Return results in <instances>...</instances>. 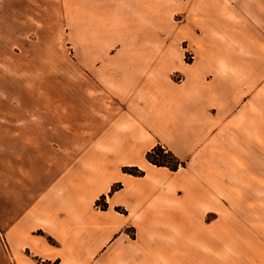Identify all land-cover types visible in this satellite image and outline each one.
<instances>
[{
	"label": "crops",
	"instance_id": "obj_1",
	"mask_svg": "<svg viewBox=\"0 0 264 264\" xmlns=\"http://www.w3.org/2000/svg\"><path fill=\"white\" fill-rule=\"evenodd\" d=\"M263 170L264 0H0V264H264Z\"/></svg>",
	"mask_w": 264,
	"mask_h": 264
},
{
	"label": "rangeland",
	"instance_id": "obj_2",
	"mask_svg": "<svg viewBox=\"0 0 264 264\" xmlns=\"http://www.w3.org/2000/svg\"><path fill=\"white\" fill-rule=\"evenodd\" d=\"M56 1V6L61 5L62 0H55ZM176 18L178 20H181L183 16L181 13L176 15ZM117 24L119 25V19L116 20ZM53 43L52 41H45V42H39L35 44V49L40 51V52H51L53 48V51L57 59H62V58H57L58 56L63 55L62 52L64 51H70L77 49L75 46V43L70 41V35H69V26H68V19H64L62 10L56 8V16H55V30H54V36H53ZM188 42L189 40L186 39L183 41V47L187 48L188 47ZM192 48V47H191ZM190 50L187 51L186 54V60L191 61L192 60V53L189 52ZM264 173V170H263ZM263 184V193H264V181L262 182ZM98 205H102V201L98 202Z\"/></svg>",
	"mask_w": 264,
	"mask_h": 264
},
{
	"label": "trees",
	"instance_id": "obj_3",
	"mask_svg": "<svg viewBox=\"0 0 264 264\" xmlns=\"http://www.w3.org/2000/svg\"><path fill=\"white\" fill-rule=\"evenodd\" d=\"M147 158L150 162L156 165L168 166L172 170H177L181 165L185 164L171 150L161 144H158L149 150L147 152ZM124 171L135 175L145 174V171L137 166H125ZM120 186L121 183L114 185L113 190ZM102 207H107L105 196L102 197Z\"/></svg>",
	"mask_w": 264,
	"mask_h": 264
}]
</instances>
